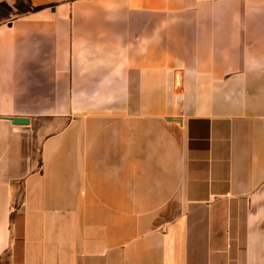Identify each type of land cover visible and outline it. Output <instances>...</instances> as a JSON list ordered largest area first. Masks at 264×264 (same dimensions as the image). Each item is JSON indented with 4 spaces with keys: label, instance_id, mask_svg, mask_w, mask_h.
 <instances>
[{
    "label": "crops",
    "instance_id": "0c3cea01",
    "mask_svg": "<svg viewBox=\"0 0 264 264\" xmlns=\"http://www.w3.org/2000/svg\"><path fill=\"white\" fill-rule=\"evenodd\" d=\"M0 264H264V0H0Z\"/></svg>",
    "mask_w": 264,
    "mask_h": 264
},
{
    "label": "water",
    "instance_id": "95a60500",
    "mask_svg": "<svg viewBox=\"0 0 264 264\" xmlns=\"http://www.w3.org/2000/svg\"><path fill=\"white\" fill-rule=\"evenodd\" d=\"M14 122L15 123H22V124H25L27 123V119L26 118H14Z\"/></svg>",
    "mask_w": 264,
    "mask_h": 264
}]
</instances>
